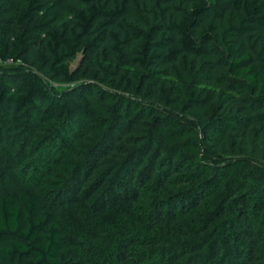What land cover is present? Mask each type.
Returning <instances> with one entry per match:
<instances>
[{
  "label": "trees",
  "instance_id": "trees-1",
  "mask_svg": "<svg viewBox=\"0 0 264 264\" xmlns=\"http://www.w3.org/2000/svg\"><path fill=\"white\" fill-rule=\"evenodd\" d=\"M0 149L2 264H264V0H0Z\"/></svg>",
  "mask_w": 264,
  "mask_h": 264
},
{
  "label": "rangeland",
  "instance_id": "rangeland-1",
  "mask_svg": "<svg viewBox=\"0 0 264 264\" xmlns=\"http://www.w3.org/2000/svg\"><path fill=\"white\" fill-rule=\"evenodd\" d=\"M80 56H81V54H78L77 55V57L71 62V67L73 68V67H75L76 65H77V63H78V61H79V59H80ZM1 150V152H0V191L3 189L2 187V185H3V182H2V178H3V176H2V173L5 171V169H6V166H7V162H4L3 161V151H2V149H0ZM1 154H2V156H1ZM4 163L6 164V165H4ZM2 253H1V251H0V263L2 264Z\"/></svg>",
  "mask_w": 264,
  "mask_h": 264
}]
</instances>
